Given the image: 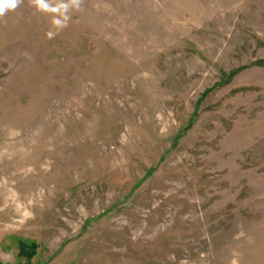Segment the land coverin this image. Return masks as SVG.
Here are the masks:
<instances>
[{
  "label": "rangeland",
  "instance_id": "rangeland-1",
  "mask_svg": "<svg viewBox=\"0 0 264 264\" xmlns=\"http://www.w3.org/2000/svg\"><path fill=\"white\" fill-rule=\"evenodd\" d=\"M50 27L0 19V264H264V0Z\"/></svg>",
  "mask_w": 264,
  "mask_h": 264
},
{
  "label": "clouds",
  "instance_id": "clouds-1",
  "mask_svg": "<svg viewBox=\"0 0 264 264\" xmlns=\"http://www.w3.org/2000/svg\"><path fill=\"white\" fill-rule=\"evenodd\" d=\"M29 5L37 12L50 18V29L47 38L55 39L60 32L70 26L73 13L82 11L84 0H28ZM24 0H0V19L8 13L15 12Z\"/></svg>",
  "mask_w": 264,
  "mask_h": 264
},
{
  "label": "trees",
  "instance_id": "trees-1",
  "mask_svg": "<svg viewBox=\"0 0 264 264\" xmlns=\"http://www.w3.org/2000/svg\"><path fill=\"white\" fill-rule=\"evenodd\" d=\"M19 249H20L19 254L25 256L27 259H31L35 254V247L34 246H32V249L29 250V248L26 247V245L21 243L19 246Z\"/></svg>",
  "mask_w": 264,
  "mask_h": 264
}]
</instances>
